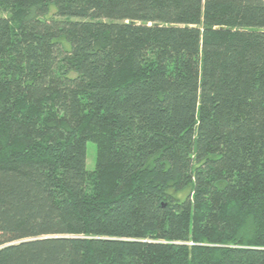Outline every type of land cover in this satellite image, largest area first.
<instances>
[{"label": "trees", "instance_id": "1", "mask_svg": "<svg viewBox=\"0 0 264 264\" xmlns=\"http://www.w3.org/2000/svg\"><path fill=\"white\" fill-rule=\"evenodd\" d=\"M0 264H264V0H0Z\"/></svg>", "mask_w": 264, "mask_h": 264}, {"label": "rangeland", "instance_id": "2", "mask_svg": "<svg viewBox=\"0 0 264 264\" xmlns=\"http://www.w3.org/2000/svg\"><path fill=\"white\" fill-rule=\"evenodd\" d=\"M88 158L87 164L88 169L93 170L95 167V159H96V146L93 142H88Z\"/></svg>", "mask_w": 264, "mask_h": 264}]
</instances>
